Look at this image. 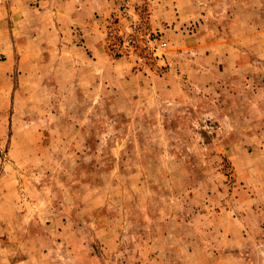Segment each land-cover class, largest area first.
<instances>
[{"label":"rangeland","instance_id":"obj_1","mask_svg":"<svg viewBox=\"0 0 264 264\" xmlns=\"http://www.w3.org/2000/svg\"><path fill=\"white\" fill-rule=\"evenodd\" d=\"M57 1L0 0V264H264V0Z\"/></svg>","mask_w":264,"mask_h":264},{"label":"crops","instance_id":"obj_2","mask_svg":"<svg viewBox=\"0 0 264 264\" xmlns=\"http://www.w3.org/2000/svg\"><path fill=\"white\" fill-rule=\"evenodd\" d=\"M112 2L113 1L111 0H103L102 3H91L90 0H59L53 6V9L49 12V14H47V18L50 22V25L47 24V28L51 27L47 33L48 35H53L52 39L57 37L58 34L66 36L68 25L70 24L69 22L72 16H75L76 19H82V16L86 18L92 15V12H95V8H97L102 10V16L105 17L110 11V9H108V6H112ZM153 4L154 5L152 6L151 16L156 21V23L165 22V19H167V21H175L177 19L178 21L176 22V25H180L181 20H190L192 17L196 16V12L191 6L189 0L159 1L154 2ZM75 6H78V8H75ZM180 6L183 9V12H188V14L183 15V17L181 16ZM79 8L81 9V11L78 13L77 10H79ZM88 39V45L91 46L92 43H94L93 39L90 36ZM39 42L44 43L42 39L38 40L36 38V43L39 44ZM47 44L48 51H52L56 47V40L52 41L49 38V42ZM167 78L168 80H171V77Z\"/></svg>","mask_w":264,"mask_h":264}]
</instances>
